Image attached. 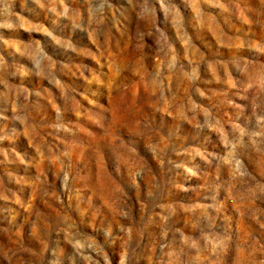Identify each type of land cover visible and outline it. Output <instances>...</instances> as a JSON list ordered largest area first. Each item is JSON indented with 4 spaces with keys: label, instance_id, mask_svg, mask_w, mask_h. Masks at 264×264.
Segmentation results:
<instances>
[{
    "label": "rangeland",
    "instance_id": "1",
    "mask_svg": "<svg viewBox=\"0 0 264 264\" xmlns=\"http://www.w3.org/2000/svg\"><path fill=\"white\" fill-rule=\"evenodd\" d=\"M0 264H264V0H0Z\"/></svg>",
    "mask_w": 264,
    "mask_h": 264
}]
</instances>
